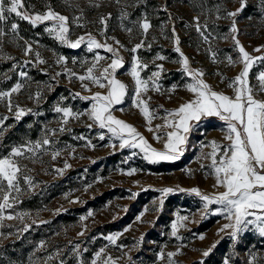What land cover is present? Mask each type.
I'll return each instance as SVG.
<instances>
[{"label":"rangeland","instance_id":"rangeland-1","mask_svg":"<svg viewBox=\"0 0 264 264\" xmlns=\"http://www.w3.org/2000/svg\"><path fill=\"white\" fill-rule=\"evenodd\" d=\"M0 264H264V0H0Z\"/></svg>","mask_w":264,"mask_h":264}]
</instances>
